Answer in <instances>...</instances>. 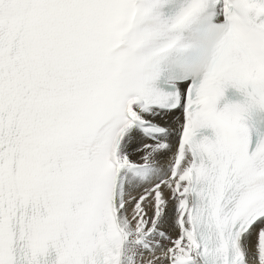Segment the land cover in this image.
<instances>
[{
	"label": "snow or ice",
	"instance_id": "6c2138e0",
	"mask_svg": "<svg viewBox=\"0 0 264 264\" xmlns=\"http://www.w3.org/2000/svg\"><path fill=\"white\" fill-rule=\"evenodd\" d=\"M0 264H264V0H0Z\"/></svg>",
	"mask_w": 264,
	"mask_h": 264
}]
</instances>
